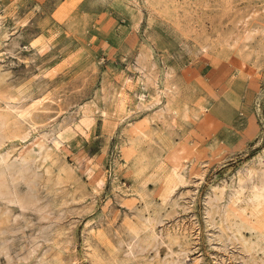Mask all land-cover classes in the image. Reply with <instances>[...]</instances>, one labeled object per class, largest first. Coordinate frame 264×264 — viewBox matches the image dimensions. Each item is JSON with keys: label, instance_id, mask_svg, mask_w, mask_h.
<instances>
[{"label": "rangeland", "instance_id": "rangeland-1", "mask_svg": "<svg viewBox=\"0 0 264 264\" xmlns=\"http://www.w3.org/2000/svg\"><path fill=\"white\" fill-rule=\"evenodd\" d=\"M258 189L264 0H0V264H264Z\"/></svg>", "mask_w": 264, "mask_h": 264}, {"label": "bare ground", "instance_id": "bare-ground-1", "mask_svg": "<svg viewBox=\"0 0 264 264\" xmlns=\"http://www.w3.org/2000/svg\"><path fill=\"white\" fill-rule=\"evenodd\" d=\"M9 108H11V107H9ZM11 110V109H10ZM13 110V112L15 113V116L17 117L16 119L17 120H19L20 121V123L21 122H23V123H25V122H27V119H26V115L25 114H22V113H20V112H17L15 109H12ZM35 131V130H34ZM59 140V139H58ZM56 141V140H55ZM56 148H60V143L58 142V141H56L55 142V145H54ZM41 147V146H40ZM39 147V148H40ZM42 148H43V146H42ZM42 148H41V150H42ZM172 158V157H171ZM176 159V158H175ZM175 159H173L174 161H173V173L174 174H178V172L180 171V163L178 162V161H176ZM170 161H172V160H170ZM179 164H178V163ZM252 198H253V202H254V204H255V206L256 207H260L261 205H263L264 204V192H262L260 189H258L257 190V192L255 193V194H253V196H252ZM251 201H252V199H251ZM251 203V202H250ZM257 210H258V208H257ZM256 211V210H255ZM246 211L244 210V213H245ZM253 214V213H252Z\"/></svg>", "mask_w": 264, "mask_h": 264}]
</instances>
